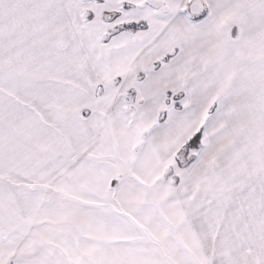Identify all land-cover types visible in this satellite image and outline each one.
<instances>
[{
  "label": "snow or ice",
  "instance_id": "1",
  "mask_svg": "<svg viewBox=\"0 0 264 264\" xmlns=\"http://www.w3.org/2000/svg\"><path fill=\"white\" fill-rule=\"evenodd\" d=\"M0 264H264V0H0Z\"/></svg>",
  "mask_w": 264,
  "mask_h": 264
}]
</instances>
